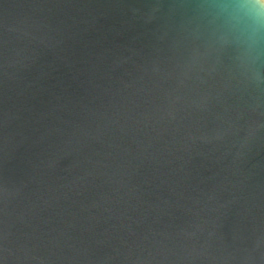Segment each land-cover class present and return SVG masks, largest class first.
Instances as JSON below:
<instances>
[{"label":"water","instance_id":"1","mask_svg":"<svg viewBox=\"0 0 264 264\" xmlns=\"http://www.w3.org/2000/svg\"><path fill=\"white\" fill-rule=\"evenodd\" d=\"M0 264H264V0H0Z\"/></svg>","mask_w":264,"mask_h":264}]
</instances>
